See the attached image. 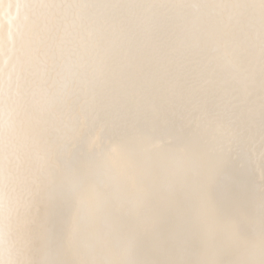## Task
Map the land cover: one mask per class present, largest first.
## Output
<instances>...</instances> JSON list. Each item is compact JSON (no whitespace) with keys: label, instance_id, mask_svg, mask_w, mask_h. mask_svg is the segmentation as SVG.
<instances>
[{"label":"snow or ice","instance_id":"obj_1","mask_svg":"<svg viewBox=\"0 0 264 264\" xmlns=\"http://www.w3.org/2000/svg\"><path fill=\"white\" fill-rule=\"evenodd\" d=\"M0 264H264V0H0Z\"/></svg>","mask_w":264,"mask_h":264}]
</instances>
